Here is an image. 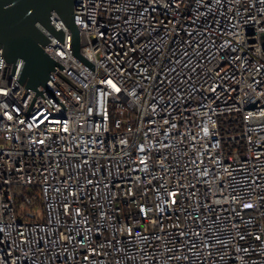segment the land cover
Segmentation results:
<instances>
[{"label": "built area", "instance_id": "1", "mask_svg": "<svg viewBox=\"0 0 264 264\" xmlns=\"http://www.w3.org/2000/svg\"><path fill=\"white\" fill-rule=\"evenodd\" d=\"M36 94L0 47V264H264V0H77Z\"/></svg>", "mask_w": 264, "mask_h": 264}, {"label": "water", "instance_id": "2", "mask_svg": "<svg viewBox=\"0 0 264 264\" xmlns=\"http://www.w3.org/2000/svg\"><path fill=\"white\" fill-rule=\"evenodd\" d=\"M77 0H0V47L6 61L13 66L15 73L21 63L17 79L26 88L33 89L36 94L27 110L30 112L37 95L44 96L50 91L54 97L67 109L65 104L47 85L49 78H56L51 72L58 65L65 69L60 62L45 51V44L51 39L41 28H46L53 36L64 43L65 32L58 29L51 15L56 12L72 33L71 48L73 54L95 70V64L81 54V34L74 19V8Z\"/></svg>", "mask_w": 264, "mask_h": 264}]
</instances>
